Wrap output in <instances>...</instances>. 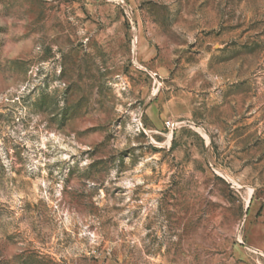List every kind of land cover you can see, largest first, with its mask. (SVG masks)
Returning a JSON list of instances; mask_svg holds the SVG:
<instances>
[{
	"label": "rangeland",
	"instance_id": "rangeland-1",
	"mask_svg": "<svg viewBox=\"0 0 264 264\" xmlns=\"http://www.w3.org/2000/svg\"><path fill=\"white\" fill-rule=\"evenodd\" d=\"M0 264H264V0H0Z\"/></svg>",
	"mask_w": 264,
	"mask_h": 264
}]
</instances>
